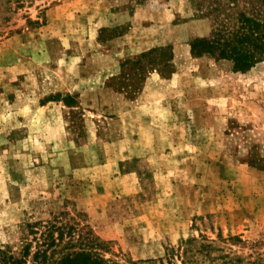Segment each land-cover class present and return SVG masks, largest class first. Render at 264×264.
<instances>
[{"label": "rangeland", "instance_id": "374dc122", "mask_svg": "<svg viewBox=\"0 0 264 264\" xmlns=\"http://www.w3.org/2000/svg\"><path fill=\"white\" fill-rule=\"evenodd\" d=\"M211 25L193 0H33L13 15L0 244L18 252L25 222L68 211L123 264H184L167 249L219 231L263 264L264 60L192 54Z\"/></svg>", "mask_w": 264, "mask_h": 264}, {"label": "trees", "instance_id": "16d2710c", "mask_svg": "<svg viewBox=\"0 0 264 264\" xmlns=\"http://www.w3.org/2000/svg\"><path fill=\"white\" fill-rule=\"evenodd\" d=\"M31 2L33 0H0V33L6 31L13 15ZM193 2L197 4L199 15L210 18L212 25L209 35L197 36L191 41L192 54L209 53L217 59H231L233 69L240 71L264 60V0ZM27 21L36 22L30 18ZM69 213L62 211L46 220L25 222L18 252L0 244V264H123L107 257L104 240L87 223L81 224ZM234 244L244 245L245 241L236 234L223 237L221 231L215 239L199 233L182 238L165 254H178L184 264L188 254H197V264H261L255 258H247L252 254H238L232 248ZM148 263L166 264L162 257Z\"/></svg>", "mask_w": 264, "mask_h": 264}]
</instances>
